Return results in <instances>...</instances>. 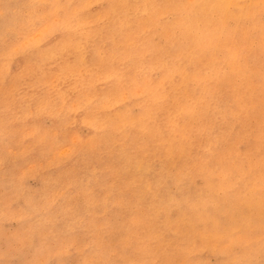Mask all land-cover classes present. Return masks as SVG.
Returning <instances> with one entry per match:
<instances>
[{"label": "rangeland", "instance_id": "rangeland-1", "mask_svg": "<svg viewBox=\"0 0 264 264\" xmlns=\"http://www.w3.org/2000/svg\"><path fill=\"white\" fill-rule=\"evenodd\" d=\"M262 262L264 0H0V264Z\"/></svg>", "mask_w": 264, "mask_h": 264}, {"label": "snow or ice", "instance_id": "snow-or-ice-1", "mask_svg": "<svg viewBox=\"0 0 264 264\" xmlns=\"http://www.w3.org/2000/svg\"><path fill=\"white\" fill-rule=\"evenodd\" d=\"M262 264H264V262H262Z\"/></svg>", "mask_w": 264, "mask_h": 264}, {"label": "bare ground", "instance_id": "bare-ground-1", "mask_svg": "<svg viewBox=\"0 0 264 264\" xmlns=\"http://www.w3.org/2000/svg\"><path fill=\"white\" fill-rule=\"evenodd\" d=\"M219 233H220V231H219Z\"/></svg>", "mask_w": 264, "mask_h": 264}]
</instances>
